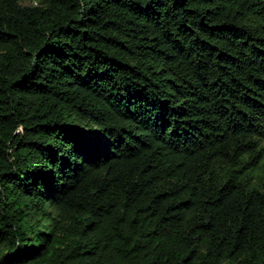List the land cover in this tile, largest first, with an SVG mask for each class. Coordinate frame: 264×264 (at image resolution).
<instances>
[{
	"label": "trees",
	"instance_id": "1",
	"mask_svg": "<svg viewBox=\"0 0 264 264\" xmlns=\"http://www.w3.org/2000/svg\"><path fill=\"white\" fill-rule=\"evenodd\" d=\"M0 264H264V0H0Z\"/></svg>",
	"mask_w": 264,
	"mask_h": 264
}]
</instances>
